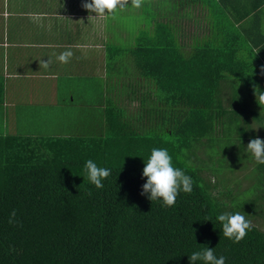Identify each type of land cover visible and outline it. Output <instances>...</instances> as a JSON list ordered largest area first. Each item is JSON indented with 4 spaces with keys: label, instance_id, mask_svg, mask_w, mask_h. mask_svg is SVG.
Returning a JSON list of instances; mask_svg holds the SVG:
<instances>
[{
    "label": "trees",
    "instance_id": "16d2710c",
    "mask_svg": "<svg viewBox=\"0 0 264 264\" xmlns=\"http://www.w3.org/2000/svg\"><path fill=\"white\" fill-rule=\"evenodd\" d=\"M163 2L124 9L138 24L122 33L129 60L121 75L131 67L133 77L154 87L153 99L141 101L142 111L131 114L111 103L103 118L93 120L85 111L81 124L62 136L0 134V264H191L189 256L207 247L217 258L225 256V264H264V164L247 150L251 139H264L258 99L264 72L260 67L255 75L246 63L236 64L226 46L182 50L180 30L168 19L172 1ZM215 67L218 79L220 71L232 72L247 92L238 99L216 94ZM153 148L167 149L174 167L193 180L192 192L181 191L172 207L141 195ZM199 149L208 159L218 156L213 174L252 161L248 186L214 194L218 181L193 161ZM89 159L111 170L102 189L87 178ZM225 212L252 221L239 243L223 236L217 216Z\"/></svg>",
    "mask_w": 264,
    "mask_h": 264
},
{
    "label": "crops",
    "instance_id": "0c3cea01",
    "mask_svg": "<svg viewBox=\"0 0 264 264\" xmlns=\"http://www.w3.org/2000/svg\"><path fill=\"white\" fill-rule=\"evenodd\" d=\"M171 1L174 13L168 19L180 30L177 42L182 50L189 54L195 46H226L236 64L246 63L252 74H260L264 67V0ZM86 2L90 0H0V127L6 128L0 134H13L9 128L14 127L15 134L35 136L17 129L35 118L34 109L43 111L49 105L54 111L67 112L76 98L82 102L81 111L90 115L91 100L86 96L93 94H107L108 103L120 107L134 99L144 103L153 99L151 80L138 74L133 80L121 75L129 51L123 48V38L110 37L117 23L118 30L123 29V10L112 17H98L83 7ZM33 13L43 14L42 21L34 22ZM67 50L73 55L68 63H61L57 57ZM43 60L50 61L49 68L40 65ZM211 72L218 79L217 67ZM220 72L216 94L230 96L234 89L247 92L246 86L233 80L238 78L232 72ZM94 79L103 80L100 93L94 91ZM129 86L133 87L132 98H128ZM100 108L105 115L107 106ZM22 111L24 122L11 126L12 118Z\"/></svg>",
    "mask_w": 264,
    "mask_h": 264
},
{
    "label": "clouds",
    "instance_id": "9594fccd",
    "mask_svg": "<svg viewBox=\"0 0 264 264\" xmlns=\"http://www.w3.org/2000/svg\"><path fill=\"white\" fill-rule=\"evenodd\" d=\"M147 0H90L83 4L89 12H94L98 17L114 16L129 5L132 8L140 9ZM30 18L39 23L43 19V14L33 13ZM41 26H43L41 24ZM73 53L70 50L62 52L57 59L61 63H68ZM45 69L49 68L50 61H41ZM264 72V67L261 69ZM259 103L264 104V95L259 96ZM247 150L255 158L257 164H264V139L259 137L251 139L247 145ZM143 176L146 182L142 185L141 195L149 194L151 201L162 200L163 206L172 207L176 203L177 196L181 191L191 193L193 190L192 177L185 174V171L174 167L173 158L167 149L153 148L148 159L145 161ZM89 182L97 189H102L103 180L111 174V170L99 167L93 160L89 159L84 165ZM16 212L13 210L9 216V223H14ZM217 220L222 224L223 236L239 243L253 227L252 221L247 219L240 212L235 214L222 213L217 216ZM191 264L202 261L203 264H225L226 257L215 255L214 248L207 247L201 251H195L189 256Z\"/></svg>",
    "mask_w": 264,
    "mask_h": 264
},
{
    "label": "rangeland",
    "instance_id": "374dc122",
    "mask_svg": "<svg viewBox=\"0 0 264 264\" xmlns=\"http://www.w3.org/2000/svg\"><path fill=\"white\" fill-rule=\"evenodd\" d=\"M189 14L190 17H193L192 10ZM112 17V16H110ZM121 16L119 15L118 18ZM109 18L107 17L106 20ZM121 26L123 29H119L120 23H117V29L116 31L111 32L110 39H122V33L124 30L132 31L138 24L135 17L131 14L129 10H123L122 15V21ZM125 33V32H124ZM126 41L124 40V43ZM126 50H128V47H123ZM120 72H122V69H120ZM125 73H128L130 76V80H133L134 71L131 67L127 68V71L123 69V75ZM141 79V78H140ZM235 82L241 83L239 79H233ZM97 80H93V83ZM102 84L103 80H98L96 85L97 89L94 91H98L99 93L102 90ZM133 91V87L129 86L128 91ZM136 91H139V88L136 89ZM234 94L233 97H236L238 99L241 97L243 92H238L237 89L233 90ZM78 94H75V96ZM231 97V96H229ZM87 100L90 101V107H92V110L90 112V115L94 118L93 120H99L104 117L103 113L101 112L103 106H108L110 103H108L109 98L107 97V94H93L92 96H86ZM86 100V99H85ZM108 100V101H107ZM75 102L71 107H66V111H60L61 108H59L57 111L52 110L51 107L46 106L45 110L43 111H37L36 109L33 110V115L35 118H33L27 125L19 126L22 122H24V113L22 111V114L17 116L16 118H12L11 126H19L17 129H25L30 132H34L36 134H42L47 136H62L67 133L72 132L75 128H77L81 123L79 122L81 117L84 119L85 112L81 111L80 104L82 103L78 98L74 100ZM128 106V112L131 114L137 113L142 107L141 101L138 99H134L132 101H127ZM108 104V105H107ZM228 108L234 109L233 105L227 106ZM142 111V109H140ZM66 114L69 115V118H67ZM224 119V118H223ZM227 121H229V118H227ZM93 123V122H92ZM91 123V124H92ZM92 127V126H91ZM258 125L255 126V129H257ZM3 127H0V132L3 131ZM9 129H12V133L15 134L16 131L14 130V127H11ZM92 129V128H91ZM247 130V128H246ZM232 131V130H231ZM220 129L216 130V133H219ZM260 135V134H258ZM222 136V135H220ZM199 158L194 157L193 161H195L198 164H201L203 166V172L202 174L211 179V182H217L218 184L214 187L213 192L214 194H218L222 190L226 193L231 192V194H235L236 192H239L243 189H245L249 184V178L246 177V175L250 172V169L254 166L253 162H245L240 163L239 166H235L234 170L227 172V173H221L216 172V174H213L210 170L211 166L217 167L218 164V156H212L210 159L207 158V155L203 153L202 149H199ZM220 179V180H219ZM223 198V196H222ZM261 225L264 227V223L262 222Z\"/></svg>",
    "mask_w": 264,
    "mask_h": 264
}]
</instances>
